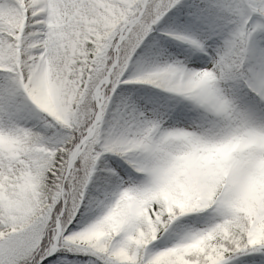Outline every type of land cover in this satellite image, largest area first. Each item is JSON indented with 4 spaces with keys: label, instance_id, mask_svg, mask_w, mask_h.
<instances>
[{
    "label": "snow or ice",
    "instance_id": "snow-or-ice-1",
    "mask_svg": "<svg viewBox=\"0 0 264 264\" xmlns=\"http://www.w3.org/2000/svg\"><path fill=\"white\" fill-rule=\"evenodd\" d=\"M0 264H264V0H0Z\"/></svg>",
    "mask_w": 264,
    "mask_h": 264
}]
</instances>
